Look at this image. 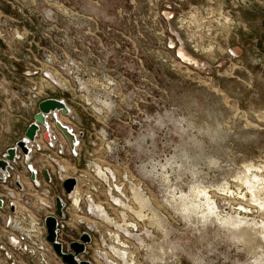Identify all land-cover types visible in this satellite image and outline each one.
<instances>
[{"label":"rangeland","instance_id":"374dc122","mask_svg":"<svg viewBox=\"0 0 264 264\" xmlns=\"http://www.w3.org/2000/svg\"><path fill=\"white\" fill-rule=\"evenodd\" d=\"M32 83L72 112L75 154L34 159L51 200L78 179L84 259L264 264V0H0V99L27 126Z\"/></svg>","mask_w":264,"mask_h":264},{"label":"built area","instance_id":"2783aa9c","mask_svg":"<svg viewBox=\"0 0 264 264\" xmlns=\"http://www.w3.org/2000/svg\"><path fill=\"white\" fill-rule=\"evenodd\" d=\"M44 78L47 79L46 75L44 74ZM40 87L36 86L32 83V86L28 89V101L33 105V107H37L38 111V104L47 99H39L40 97ZM64 102L63 100H60ZM37 113V112H36ZM57 114L59 112H55L56 119L53 118V114L45 115L46 122L48 124V128L45 129L40 127L39 131L37 132V140L34 144H28V149L31 151L29 160L24 159L21 157L20 159L24 160L26 163V172L28 175L31 173L30 167L35 172V179L32 181L29 176L26 178L29 181V184L33 188L35 194L31 195L29 198H25L23 195L26 191L25 184L20 179V176H16L13 174V167L17 164L20 159L14 164H10V176L6 178V182L4 185L8 184L14 187L16 193H20L22 198L16 202L11 201L7 205L6 212L3 214L0 213V264H63L61 259L56 256L53 252L52 247L46 241V228L44 225L45 217L49 215H54L55 211V199L58 197L64 203V208L62 210L63 218L57 219V239L63 246V251L70 253L69 245L71 242L78 241L79 238L83 233H86L90 237V243L92 242V231L89 225L92 224H85L82 220V207H81V200L79 198L78 207H75L72 203L70 196L73 194L75 189L78 186V179L76 177H70L75 179L76 186L71 194L66 195L64 194H57L55 197L50 199V195L52 194V189H50V185L53 184L54 178L53 174L50 170H47L49 173L50 181L47 182L42 174V172L37 171L36 168L33 167L32 163H29L32 153L41 152L45 148H49L51 150H55L57 155L62 156L66 151L64 148L66 147V141L62 144L56 145L58 141V131L55 128V121L57 120ZM58 121V120H57ZM48 131L51 139V144H47L42 139V134ZM72 131V130H71ZM73 132V131H72ZM59 134V133H58ZM60 135V134H59ZM77 140V144L74 147V151L77 148L76 146L79 144V140L76 134H74ZM40 141V144L39 142ZM64 143V144H63ZM68 145V144H67ZM57 146V147H56ZM65 150V151H64ZM48 159L54 162V166L57 172L60 174L62 172L59 171L58 163L55 159L48 157ZM68 179V178H66ZM65 178H59V182L61 185L66 180ZM16 183H19L21 188L19 189L16 186ZM64 190V189H63ZM93 201L92 196L87 197V208L85 212L87 215L91 216L90 213V203ZM14 206V212L10 211V206ZM72 207H74L75 211L72 212ZM2 212V211H0ZM79 217L75 224L85 225L84 230L78 235V237L74 240L69 241L67 244L63 242L64 233L69 232L70 226L74 222L73 216ZM74 216V217H75ZM94 226V225H93ZM95 227V226H94ZM101 241V240H100ZM89 245V244H88ZM88 245H86L85 253H88ZM101 249V250H100ZM109 250L106 247H101L96 252L97 253H106ZM84 255H80L76 257L77 262H81L82 260H86L83 258ZM89 261V260H88ZM93 263V262H92Z\"/></svg>","mask_w":264,"mask_h":264},{"label":"water","instance_id":"95a60500","mask_svg":"<svg viewBox=\"0 0 264 264\" xmlns=\"http://www.w3.org/2000/svg\"><path fill=\"white\" fill-rule=\"evenodd\" d=\"M182 56V54H181ZM190 61V60H188ZM55 112H59L63 116H68L70 114L69 109L66 107L65 103L57 99H47L43 100L38 104V111L33 116V121L28 125L24 136L22 139L17 141L14 146L8 148L0 158V187L3 186L6 182V178L10 176V164H14L17 159L23 157L26 160H29L31 151L28 149V144H34L37 140V132L40 127L45 129L48 128V124L45 119V115L53 114V118L56 119ZM56 130L64 138L66 143L69 146L70 151L75 154L74 147L77 144L76 137L74 133L67 126L62 125L59 121L54 123ZM42 139L45 143L51 144V139L48 131H45L42 134ZM31 177L33 181L35 178V172L30 167ZM45 180L50 181L49 173L47 170L42 172ZM16 186L20 189L21 186L19 183H16ZM76 186V181L73 178L66 179L62 187L66 195L71 194ZM3 201L0 199V208H2ZM64 208V203L60 198L55 199V211L54 215H49L44 219V225L46 228L47 236L46 241L52 247L53 252L59 257L63 264H89L87 261L77 262L76 257L84 254L86 245L90 243V237L88 234L83 233L78 241L71 242L69 245L70 253L63 251L62 244L57 239V219L56 217L62 219ZM10 211L14 212V206H10Z\"/></svg>","mask_w":264,"mask_h":264},{"label":"crops","instance_id":"0c3cea01","mask_svg":"<svg viewBox=\"0 0 264 264\" xmlns=\"http://www.w3.org/2000/svg\"><path fill=\"white\" fill-rule=\"evenodd\" d=\"M4 90H6V87H2V85H0V97L2 96V91ZM9 105V103L5 104L3 100L0 99V158L8 148L14 146L17 141L22 139L24 132L28 127L25 125V123H21L19 120L15 119L13 115L7 114L8 110L10 109ZM37 142L40 144V141ZM34 157L35 153L33 152L29 163H32L33 167L36 168L37 171H41V169L38 167V162L34 159ZM58 165L61 166L60 164ZM61 172H64L62 166ZM13 174L15 177L17 175L20 176V179L24 184L29 182L26 178L29 175L26 172V163L24 160L20 159L13 167ZM7 193H9V196L7 195L8 198H14V194L11 191H8Z\"/></svg>","mask_w":264,"mask_h":264},{"label":"bare ground","instance_id":"6f19581e","mask_svg":"<svg viewBox=\"0 0 264 264\" xmlns=\"http://www.w3.org/2000/svg\"><path fill=\"white\" fill-rule=\"evenodd\" d=\"M183 51V50H182ZM184 54V53H183ZM188 56V55H187ZM178 57V56H177ZM182 57H183V55H182ZM192 58V57H191ZM181 59V58H180ZM66 105V104H65ZM66 107L69 109V111L71 112V109L66 105ZM71 115H72V112L69 114V116L71 117ZM62 117V115H60V114H57V120L62 124V125H65L62 121H61V118ZM66 126V125H65ZM69 129H71L70 127H68ZM72 130V129H71ZM79 145H77L76 147H78ZM76 150H77V148L75 149V152H76ZM63 168H64V172H66V166H63ZM238 179V178H237ZM255 181V180H254ZM253 181V182H254ZM255 184V183H254ZM248 189V188H247ZM252 191V190H251ZM250 191V192H251ZM254 192V191H253ZM74 193V192H73ZM251 194V193H250ZM252 194H254V193H252ZM73 195V194H72ZM71 195V196H72ZM256 195V194H255ZM70 196V198H72ZM140 204V203H139ZM91 207L93 208V206H92V204H91ZM148 207V206H147ZM91 230H92V227H91Z\"/></svg>","mask_w":264,"mask_h":264},{"label":"flooded vegetation","instance_id":"af4514ba","mask_svg":"<svg viewBox=\"0 0 264 264\" xmlns=\"http://www.w3.org/2000/svg\"><path fill=\"white\" fill-rule=\"evenodd\" d=\"M31 174V173H30ZM30 174H29V177H30ZM8 192V191H7ZM9 193H7V195H8ZM9 196V195H8ZM0 199H2V201H3V205H2V208H0V211H3V212H6V210H7V205H8V203L9 202H7L3 197H0ZM10 199H13V198H11L10 197ZM90 244V243H89ZM85 253V252H84ZM89 253H87V255H88ZM82 255H86V254H82ZM84 258V257H83ZM82 261H87V262H89V264H93L92 263V261L91 260H82Z\"/></svg>","mask_w":264,"mask_h":264}]
</instances>
